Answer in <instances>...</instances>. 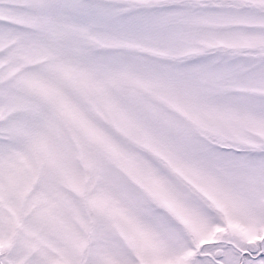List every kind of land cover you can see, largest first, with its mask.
<instances>
[{"label": "snow or ice", "instance_id": "1", "mask_svg": "<svg viewBox=\"0 0 264 264\" xmlns=\"http://www.w3.org/2000/svg\"><path fill=\"white\" fill-rule=\"evenodd\" d=\"M0 264H264V0H0Z\"/></svg>", "mask_w": 264, "mask_h": 264}]
</instances>
